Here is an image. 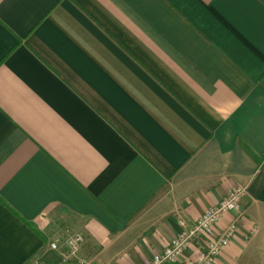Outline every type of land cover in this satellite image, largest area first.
Here are the masks:
<instances>
[{
  "label": "crops",
  "instance_id": "0c3cea01",
  "mask_svg": "<svg viewBox=\"0 0 264 264\" xmlns=\"http://www.w3.org/2000/svg\"><path fill=\"white\" fill-rule=\"evenodd\" d=\"M244 147L264 156V0H0V264H146L236 186L213 264H264Z\"/></svg>",
  "mask_w": 264,
  "mask_h": 264
},
{
  "label": "built area",
  "instance_id": "2783aa9c",
  "mask_svg": "<svg viewBox=\"0 0 264 264\" xmlns=\"http://www.w3.org/2000/svg\"><path fill=\"white\" fill-rule=\"evenodd\" d=\"M245 194L246 188L236 186L217 204L206 209L194 222L188 223L185 219L178 218L180 231L146 264H175L185 249L193 243L200 247L201 252L200 257L191 264H213L221 250L229 244L238 230V220L243 214L240 204ZM228 212H234L235 218L223 230L214 233V224ZM252 233L253 230L245 233L244 238L248 239ZM82 242V234L76 232L65 235L60 242L50 243V248L65 255H74L79 251Z\"/></svg>",
  "mask_w": 264,
  "mask_h": 264
},
{
  "label": "trees",
  "instance_id": "16d2710c",
  "mask_svg": "<svg viewBox=\"0 0 264 264\" xmlns=\"http://www.w3.org/2000/svg\"><path fill=\"white\" fill-rule=\"evenodd\" d=\"M245 150L248 152V154H250V156H252V158L256 161L257 167H261L262 164L264 163V156L261 158H258L256 155L253 154V152L250 151L249 148L244 147ZM0 200L2 201V199L0 198Z\"/></svg>",
  "mask_w": 264,
  "mask_h": 264
}]
</instances>
